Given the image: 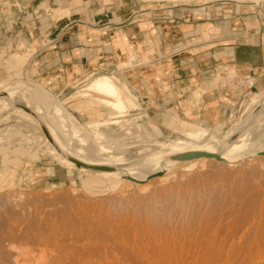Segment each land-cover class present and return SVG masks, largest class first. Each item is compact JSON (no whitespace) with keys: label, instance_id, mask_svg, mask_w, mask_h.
<instances>
[{"label":"crops","instance_id":"crops-1","mask_svg":"<svg viewBox=\"0 0 264 264\" xmlns=\"http://www.w3.org/2000/svg\"><path fill=\"white\" fill-rule=\"evenodd\" d=\"M172 1L0 0V85L39 83L89 128L117 114L114 92L98 85L109 78L131 113L149 117L152 130L143 125L155 137L165 123L182 132L191 124L183 120L216 128L245 87L264 91V1ZM30 94L13 101L37 114Z\"/></svg>","mask_w":264,"mask_h":264},{"label":"bare ground","instance_id":"bare-ground-1","mask_svg":"<svg viewBox=\"0 0 264 264\" xmlns=\"http://www.w3.org/2000/svg\"><path fill=\"white\" fill-rule=\"evenodd\" d=\"M98 85L102 89H110L109 91L114 92L116 108L125 107L127 109L125 102L120 98V87L114 81L111 83L109 78H105L99 80ZM110 85L113 88H110ZM26 92L31 93L27 96V101L35 103L43 118L38 115L39 111L36 114L29 107L22 105L31 111L28 112L22 108L21 104L13 101L15 96ZM0 103L4 104L2 114L5 108L12 107L33 118L44 132L52 149L67 159L70 155L88 164L111 167L110 170H95L97 172L107 175H122L123 178L133 181L132 179L135 178L127 173L144 175L157 171L151 173L144 180L135 179L134 182L138 183L148 181L155 175H161L167 170L166 166L190 160L220 161L217 165L223 163L222 167L217 166L218 168H216L220 174H224L225 178V175L230 176L232 169L228 170L224 163L235 161L254 147L260 149L257 153H264V99L233 128L231 133L221 140H215L214 132L197 135L199 139L209 141V146L203 143L201 145L192 144L191 141L175 142L170 145L161 143L153 146L151 150L148 146V151L145 149L146 153L141 152L143 156L138 161L132 160V156L127 159L119 158L118 153L113 151L102 154L103 151L101 153L99 150V142L108 137L114 139L116 135L110 132L103 122L89 128L78 126L77 119L69 113L64 105L63 107L53 100L48 90L39 83L23 78L3 83L0 85ZM43 126L46 127L52 139L47 136ZM128 130L132 136L147 138V131L139 123L133 124ZM194 151L217 154L221 156L222 160L208 156L188 160L174 159L178 154ZM132 153H136V150ZM249 160L246 161L248 164ZM251 160L252 163L255 162L252 158ZM205 163L200 167L204 168ZM247 163L246 167H249L250 165ZM253 166L255 165L252 164L250 170L252 175L249 174V176L253 177L254 181L258 180L255 182L258 184H252L255 185L254 188L250 187L252 189L248 188L245 184L246 176L243 175L245 183L242 181L243 184H239L231 200V197L226 198L230 200H225L227 208L222 206L213 214L209 211L210 215L206 214L202 217L200 215V219L198 217L200 221L197 222V225L194 224L196 227L188 231L186 228L187 232L157 230L156 227L164 225L166 219H177V216L184 212L183 210H188L187 202L185 205V201L173 198L172 188L161 189V186V190L157 193L153 192L155 195L150 197V202H153L151 209L143 208L144 211L140 213L139 221H136L133 216L123 223L111 220H106L105 223L97 222L94 217L96 214L99 215L100 211H97L98 213L96 212L93 217L89 215L91 211L87 214V209L81 208V210L79 205L70 202V200L64 204L63 199V205H61L62 201L58 203L59 199H57L56 204L54 203L56 200H51L53 201L51 203L55 205L51 203L49 205L40 204L43 206L36 205L35 208L24 212V214L14 212L13 225L10 231H7L8 235L7 232H5L6 235L3 232H1L2 235L0 234V264H264V184L261 181L264 171L254 169L257 165L254 168ZM249 169L247 170L249 171ZM205 170L207 169L204 168ZM205 172L207 174V171ZM246 178L250 179L248 176ZM250 182L252 183L253 180ZM157 203L159 206L156 205ZM183 215L179 217L183 218ZM185 218L186 220L190 219ZM168 225L170 224H167L169 229ZM7 236L11 237V241L14 240L13 245H8L9 248L4 244ZM17 240H20L21 247L16 246V243L19 242Z\"/></svg>","mask_w":264,"mask_h":264},{"label":"rangeland","instance_id":"rangeland-1","mask_svg":"<svg viewBox=\"0 0 264 264\" xmlns=\"http://www.w3.org/2000/svg\"><path fill=\"white\" fill-rule=\"evenodd\" d=\"M168 1H172V0H168ZM209 1H215V0H209ZM233 1L260 4L264 0H233ZM172 2L179 3L178 1H174V0ZM184 3L188 4V2H184ZM93 78L94 77L88 79V81H86V84L82 85L83 87L80 86L79 91L82 88H84ZM115 78L118 80L120 84H123L126 81L125 76L119 77L116 75ZM134 78L137 83V81H139V76L136 75ZM260 90H263V88ZM260 90H251V88L245 87V93L240 101V104L232 112L231 116H229L227 121L224 124L217 126L216 128L209 124H204L203 121H200L199 119H193V120L182 119L184 124H186L185 122L191 123L188 124L187 127L185 126L186 128L182 132L180 130L168 128L165 123L164 125H158L162 129V134L157 137H155L150 132V130H152V127L150 125L151 120L149 119V117H146V119L144 118L142 119V117H137L135 114L131 113L128 109H125V107L120 108L122 111H119L120 109L116 108L117 111L116 116L103 122L104 126L108 130L110 129L109 131L115 134L116 137L114 139L108 137L102 142H99L98 144L100 147L99 150L101 151V153L103 151L102 154L107 153L108 151H113L115 153H118L119 158L122 159H127L132 156V160L138 161L140 160V157L143 156L142 153L144 154L148 151L147 149L148 146H150L149 150H151L153 146H156L157 144H161V143L170 145V144H174L175 142L191 141L192 144L201 145L203 143L204 145L209 146L210 145L209 141L199 139L197 135L202 133L211 134L212 132H214L215 140H221L222 138L227 136L229 133H231L234 130L233 128H235L240 121H242L245 117H247L253 111L254 107H256L262 101V99H264V91H260ZM127 92L130 96H134V98L137 99L135 93H130L128 90ZM49 94L53 100L59 101L50 92ZM26 106L31 108L28 104H26ZM112 114L113 112H110V115L107 116L106 118H110ZM168 118H170V116ZM32 121L33 119L30 116H28L26 113L18 110H14L12 107L5 108V110L3 111V118H1L0 120V234L1 235H2L1 232H3L6 235L5 232L10 231V229L12 228L13 225L12 218L14 217L15 214L14 212L16 213L20 212L24 214V212L27 211L29 212V210L35 208L36 205L37 206L49 205L51 202L55 200L56 201L54 203L56 204L57 199H59L58 203H60L63 199L64 204L66 201L69 202L70 200V202L79 205L80 209L81 208L84 210L87 209L86 210L87 214L91 211L89 215L90 216L92 215L93 217L95 216L97 211L98 212L100 211L99 215L96 214V217H94V219L96 218L95 220L97 222L100 221L101 223H105L106 220L107 221L111 220V221L123 223L128 219L133 218V216L135 217L136 221H139L138 219L140 218V213H142L146 208L151 209V206L153 205V202H150V197L155 195L154 193L159 192V190L163 189L164 187L172 188V191L174 193L173 198H177L178 201L179 199L180 201L183 202L185 201L184 202L185 205L187 202L186 208L188 210L187 211L183 210L184 212H182V214L179 215L181 216L184 214L183 218L177 216L178 217V218L176 217L177 219L174 218L172 220L166 219L167 221L164 223V225L156 227L157 230L159 229L161 232H164L163 230H166L167 232L169 231L180 232L181 230L187 232L191 228L196 227L195 225H197V222L200 221L198 220V217L200 219V215L202 217V215H206V214L210 215L211 213L213 214L215 210L222 208V206L223 208H227V205L225 204V200H229V199L226 198L231 197L230 198L231 200L232 196L234 197L235 189L239 186V184H243L245 179H246L245 181L246 183L245 182L244 183L248 188L250 187L254 188L255 185L252 184H256V185L258 184L255 183L258 180L255 179L256 181H254V179H252L253 177H250L252 175V172L250 171L252 168V164L255 165L253 166V168L256 167L257 165V167L254 169L264 171V153L262 152L257 153L259 152L260 149L258 147H254L252 148V150L247 151L246 154L242 155L235 161L224 163L226 164L225 167H227L228 170L232 169L230 171V176L225 175V178H224V174L223 173L220 174L217 169L218 168L217 166L222 167L223 163H221V165H217V163H220V161L203 160L202 162V160L201 161L190 160V161L177 163L173 166L170 165L166 166L167 170H165L161 175H155L148 181L138 183L125 179L123 178L122 175L119 176L113 174L107 175L92 169H81L77 167L65 156L61 155L57 151L56 153L52 149L51 145L48 143L45 136L41 135L40 132H38L39 130L37 129V124ZM76 123L78 126L85 128H87L88 125L87 123H83L79 121H76ZM135 123L141 124V126L147 131V138L137 135H133V136L131 135L128 128ZM143 123L150 130L147 127H144ZM179 127L180 129L184 128L183 126H179ZM128 132L130 135L128 134ZM132 147L136 150V153H132L135 152V150ZM137 149H139L138 151H140L141 149V151L139 152L140 155ZM145 149H147V151H145ZM251 158L255 160V162L253 161L255 164L251 162L252 161ZM247 159L248 160L250 159L249 164L247 163L248 162ZM203 163H205L206 165L204 168L207 169L205 171H207L208 175L204 171V168L200 167L201 165H203ZM246 163L251 167L250 166L246 167L247 166ZM208 164L209 166H207ZM228 164H232L231 165L232 167ZM46 166L54 167L57 170L53 172V170L51 169L48 170L47 172L45 169ZM247 169H249V171ZM155 172H149L144 175L132 174V173H127V174L135 179L144 180L151 173H155ZM236 175L238 176V178L240 179L242 178V179L239 180ZM243 175H245L246 177L248 176V178L250 179H247ZM244 177L245 179L243 180ZM235 180L238 181L239 183L236 182ZM251 180H253L252 183L250 182ZM261 181H263L264 184V176H262ZM249 184H251L252 186L251 185L248 186ZM63 201L61 202L62 203L61 205H63ZM156 205L159 206V203H157ZM86 211L84 212L86 213ZM99 216L101 220L99 219ZM116 216H120V217L118 218ZM125 216L127 219L125 218ZM102 217L105 218L103 219ZM185 217L190 219L186 220ZM106 218H108L109 220ZM181 220L183 221V223H181L182 222ZM167 224H170L168 225V227L169 226L171 227V228L169 227L170 230L167 228ZM190 224L192 225L195 224V225L192 227V225ZM4 234L3 236H5ZM7 237L8 238L6 239L9 240L7 241L5 239L6 241H4V244H6L5 246L9 248L8 245L10 244L13 245L14 240L11 241L10 240L11 237L10 238L9 236ZM17 241L19 242L16 243V246L21 247L20 240Z\"/></svg>","mask_w":264,"mask_h":264},{"label":"water","instance_id":"water-1","mask_svg":"<svg viewBox=\"0 0 264 264\" xmlns=\"http://www.w3.org/2000/svg\"><path fill=\"white\" fill-rule=\"evenodd\" d=\"M17 106H19V105L17 104ZM22 108H24L28 112H31L29 109L25 108L24 106H22ZM43 129H44L45 133L47 134V136L50 139H52L50 134L48 133L46 127L43 126ZM200 156L216 157L217 159L222 160L220 155L207 153V152H200V151L181 153V154L176 155L174 157V159H177V160H188V159H193V158L200 157ZM68 158L71 161H73L77 165V167H85V168L92 169V170H110V168H111V167H108V166H100V165L88 164V163H85V162H83V161H81V160H79V159H77L75 157H72L70 155H68ZM132 180L136 181L135 179H132Z\"/></svg>","mask_w":264,"mask_h":264}]
</instances>
